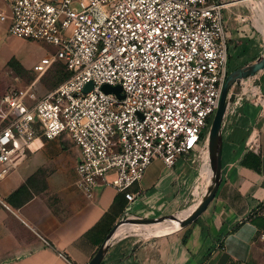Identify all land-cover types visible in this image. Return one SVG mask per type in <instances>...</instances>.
Wrapping results in <instances>:
<instances>
[{
	"label": "built area",
	"instance_id": "obj_1",
	"mask_svg": "<svg viewBox=\"0 0 264 264\" xmlns=\"http://www.w3.org/2000/svg\"><path fill=\"white\" fill-rule=\"evenodd\" d=\"M223 10L218 0H0L8 33L56 47L33 66L37 80L56 62L68 73L41 97L37 80L0 97V178L39 139L67 133L78 188L111 185L132 202L153 160L171 168L206 141L229 72ZM235 98L264 104L254 76Z\"/></svg>",
	"mask_w": 264,
	"mask_h": 264
},
{
	"label": "crops",
	"instance_id": "obj_2",
	"mask_svg": "<svg viewBox=\"0 0 264 264\" xmlns=\"http://www.w3.org/2000/svg\"><path fill=\"white\" fill-rule=\"evenodd\" d=\"M218 1L224 4L231 72L263 53L264 35L250 0ZM0 28L7 31L5 24ZM254 78L264 95V70ZM37 143L0 178V264H88L122 218L174 215L190 191L185 156L171 168L153 160L128 189L132 202L111 185L86 195L77 186L78 149L57 139ZM209 170L203 169L205 180ZM191 228L184 239L169 233L112 237L101 264H264V104L235 98L229 105L219 185Z\"/></svg>",
	"mask_w": 264,
	"mask_h": 264
},
{
	"label": "rangeland",
	"instance_id": "obj_3",
	"mask_svg": "<svg viewBox=\"0 0 264 264\" xmlns=\"http://www.w3.org/2000/svg\"><path fill=\"white\" fill-rule=\"evenodd\" d=\"M249 10L253 15V19L258 17L259 30L264 35V10H259L258 2L264 3V0H250L248 1ZM256 12L258 13L256 15ZM226 22V20H225ZM227 24V23H226ZM229 48V41H228ZM56 50L53 45L44 42H34L12 36L10 33L0 28V97L6 92L7 89L12 87H26L37 80V73L33 71V66L40 61L45 55H51ZM229 57V52H228ZM229 60V59H228ZM231 70L230 60L228 61V71ZM68 77V74L59 63H54L41 77L36 81L34 88L37 97H41L49 91L55 89ZM210 126V125H209ZM209 127L206 129V137L208 135ZM63 146H75L67 133L62 134L57 138ZM190 161L192 168V184L189 193L186 195L185 201L182 203L181 208L174 214L176 216L183 213V211L192 208L193 205L203 198L207 188L202 172L203 169L207 170L210 166V159L208 154V147L206 141L204 144L195 150L192 155H186ZM185 157V156H184ZM181 158V157H179ZM212 169L209 170L208 174ZM132 218L133 216H127ZM126 216L124 217V220ZM195 222V221H194ZM192 223L182 227L172 234L178 238H185L190 231H192ZM154 225L148 226L152 227ZM122 235L127 237H134L140 239H147L153 236V233H148L146 228H137L124 232Z\"/></svg>",
	"mask_w": 264,
	"mask_h": 264
},
{
	"label": "water",
	"instance_id": "obj_4",
	"mask_svg": "<svg viewBox=\"0 0 264 264\" xmlns=\"http://www.w3.org/2000/svg\"><path fill=\"white\" fill-rule=\"evenodd\" d=\"M264 70V51L263 53L255 60L249 62L243 67H240L234 71L228 73L218 108L214 113V116L211 120L208 135L206 138V145L208 147V154L210 159L211 169L215 172V178L211 182V185L208 186L204 196L197 202V207L191 212V214L184 218L179 219L176 215L163 216L158 218H143V217H132L129 218L126 216V219L122 218L119 223H117L107 235L105 241L99 247L96 254L92 257L88 264H101L104 258V255L108 249V246L112 240L113 234L116 231L117 227L125 222H134L138 224H153L157 222H162L170 219H175L180 221L181 227H185L190 223L194 222L208 207L210 202L215 196L217 191L220 175H221V126L224 120V117L229 109V105L234 101L235 96L240 92V82L247 78L256 76L259 72ZM92 88V82H88L83 88V93L88 92ZM102 90L106 93H114L119 98H122L120 95L121 87L118 86H109L103 85Z\"/></svg>",
	"mask_w": 264,
	"mask_h": 264
},
{
	"label": "bare ground",
	"instance_id": "obj_5",
	"mask_svg": "<svg viewBox=\"0 0 264 264\" xmlns=\"http://www.w3.org/2000/svg\"><path fill=\"white\" fill-rule=\"evenodd\" d=\"M257 5L259 6L258 8H260L259 10H261V11L264 10V3L258 2ZM257 14L258 13L256 12V15ZM258 21H259L258 17L254 18V24L257 27V29L259 30V25L258 26L256 25V23H258ZM210 169H211V167H210ZM214 178H215V172L213 170H211V172L208 174V180H209L208 185L214 180ZM196 207H197V204L193 205L192 208L183 211V213L178 215L177 217L179 219H184V218L188 217ZM130 217H131V215H130ZM151 225H154V226L148 227ZM144 227L146 228V231L148 233H153L154 236L166 235L168 233L174 232V231L182 228L180 221L175 220V219H170V220L157 222V223H153V224H138V223H134V222H125V223L120 224L117 227L116 231L113 234V238L118 237V236H122V234L126 231H130V230L137 229V228H144Z\"/></svg>",
	"mask_w": 264,
	"mask_h": 264
},
{
	"label": "trees",
	"instance_id": "obj_6",
	"mask_svg": "<svg viewBox=\"0 0 264 264\" xmlns=\"http://www.w3.org/2000/svg\"><path fill=\"white\" fill-rule=\"evenodd\" d=\"M60 64V63H59ZM63 68H64V66L62 65V64H60ZM64 70H65V68H64ZM66 71V70H65ZM67 73V72H66ZM229 73V72H228ZM68 74V73H67ZM211 123V121L209 122V124ZM205 137H206V130L203 132V134H202V142H204L205 141ZM206 177H207V174H206Z\"/></svg>",
	"mask_w": 264,
	"mask_h": 264
}]
</instances>
